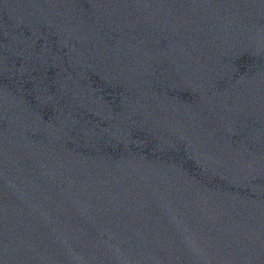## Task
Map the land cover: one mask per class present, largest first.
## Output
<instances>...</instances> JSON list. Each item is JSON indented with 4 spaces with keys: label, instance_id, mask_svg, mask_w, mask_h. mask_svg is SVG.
I'll list each match as a JSON object with an SVG mask.
<instances>
[{
    "label": "water",
    "instance_id": "95a60500",
    "mask_svg": "<svg viewBox=\"0 0 264 264\" xmlns=\"http://www.w3.org/2000/svg\"><path fill=\"white\" fill-rule=\"evenodd\" d=\"M0 264H264V0H0Z\"/></svg>",
    "mask_w": 264,
    "mask_h": 264
}]
</instances>
